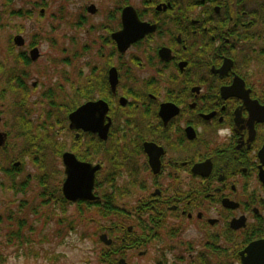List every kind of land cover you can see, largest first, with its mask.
I'll use <instances>...</instances> for the list:
<instances>
[{
  "label": "flooded vegetation",
  "instance_id": "af4514ba",
  "mask_svg": "<svg viewBox=\"0 0 264 264\" xmlns=\"http://www.w3.org/2000/svg\"><path fill=\"white\" fill-rule=\"evenodd\" d=\"M113 8L105 13L91 2L81 8L77 18L81 27L89 24L90 16L103 17L91 26L97 60L94 58L92 68L89 64L90 76L79 71L86 82L78 84L77 89L88 83L94 86L93 94L81 99L83 103L68 116L64 108L54 113L55 122L67 120L62 131L39 137L33 133L36 147L31 149L39 161L32 158V162L42 168L44 161L48 167L51 156L58 161L60 158L63 164L65 179L60 191L68 204L56 200L52 208L41 195L45 177V185L38 183L41 190L32 199L26 196L35 193L32 180L42 177L30 173L29 181L17 179L28 167L29 156L21 158L22 151L14 158L6 154L10 140L27 139L20 131V120L33 117L35 111L41 115L50 106L46 92L64 91V98L62 95L59 99L63 104L69 98L64 83L55 82L45 87L40 101H31L32 92L40 85L37 81L30 83L37 75L31 67L44 56L40 44L54 39L48 33H28L26 23L35 15H47L49 4L45 0H0V32L14 28L10 21H18L14 25L19 27L8 39L11 48L3 51L0 42V133L5 138L0 146V170H10L18 185L10 190L14 198L4 201L0 197V264L8 262V249L17 257L22 252L38 257L39 245L51 244L59 237L61 246L69 234L76 232V226L67 228L68 217H56L61 211L66 214L69 206L85 202H70L62 191L67 178L63 156L75 153L67 149L57 156L40 150L47 149L50 138L63 140L66 132L74 140L84 134L93 137L96 151L100 141L107 142L111 198L120 196L116 188L126 189L123 197L133 198L132 193L141 192L134 196L135 205L125 210L128 222L137 221L135 232L141 238L138 249L130 248L127 253L146 255L154 238L165 235L173 239L186 227H197L202 241L208 240L203 247L190 243L192 247L184 248L188 252L197 250L190 255V263L229 264V253L234 255L233 264H244L241 253L251 243L264 240V0H139L138 4L123 0ZM130 8L136 13L138 33L143 36L122 51L116 36L124 31V40H131V14L127 17L130 12H126ZM60 14L61 27L66 25L67 12L61 9ZM55 29L50 24V30ZM35 50L36 58L32 56ZM83 51L88 52L86 48ZM60 60L66 63L67 58ZM48 68L38 67L37 73L42 74L37 76L45 78ZM41 101V109L33 106ZM98 101L109 107L107 140L92 132L70 129V114L88 102ZM62 140L60 144L64 145ZM85 141L80 145L89 147V141ZM90 163L102 165L97 183L106 165ZM94 192L99 201L100 195L96 189ZM23 203L27 205L23 207ZM45 206L48 211L43 210ZM55 224L65 227L55 229ZM130 226L128 233L134 230ZM125 234L117 232L109 239L127 243ZM230 237L235 241L229 243ZM171 247L165 246L167 258L157 264L185 263L174 255L177 245ZM25 248L29 249L27 253ZM212 254L216 259L212 260Z\"/></svg>",
  "mask_w": 264,
  "mask_h": 264
},
{
  "label": "rangeland",
  "instance_id": "374dc122",
  "mask_svg": "<svg viewBox=\"0 0 264 264\" xmlns=\"http://www.w3.org/2000/svg\"><path fill=\"white\" fill-rule=\"evenodd\" d=\"M45 2L46 4H49V11H47L46 13L47 15H45L44 17H38L35 15V18L32 22L26 23V29L28 33H48L50 34L49 36L51 38L53 37L52 39H54L53 41L51 40L52 43L47 42L40 44V51L41 53H43L44 56L39 60V63H37V65L31 67L32 72L35 71L37 75L42 74L37 73L38 67H42L44 65H47L49 67L48 71H46L45 73V78L35 75L33 79H31L30 83L35 81L40 83L38 89L32 92L31 101L33 102L36 99L40 101L42 91L45 89V87L55 82H60L64 83L66 89L65 91L69 96L66 104L69 105L75 99L78 98L76 97V90L78 87H80L78 84H85V77L90 76L88 75L89 64H91L90 67L92 68L95 59L97 60V57L95 55L96 45L94 42V32L91 31V26L92 24L100 22L103 19V17H99V15L90 16L91 20L89 24H85L80 27L77 25V18L81 11V8L93 2L97 7L101 9V11L106 13L107 11L110 12L114 10L113 7L115 5H121V2H123V0H97L95 2L93 0H45ZM131 2L133 4H138L139 0H131ZM61 9L67 12V22L66 25L60 27L59 23L61 24V20L59 19V17L61 15ZM16 22L10 21V23L13 24L16 30L12 27H9L0 32V42L3 51H5L7 48H11L12 46L8 39L15 33L14 31H17V29H19V27L14 25ZM50 24L56 26V29L54 31L50 30ZM85 48L88 52L83 51V49ZM77 52L79 53V55H76ZM62 57L67 58V60H65L66 63L61 62L62 60L60 59ZM57 62L59 63L57 64ZM54 67H56V69ZM81 69L85 77L79 76V71ZM64 71H67V73L63 74L62 72ZM65 76L68 78L67 83H65ZM92 79H94V76L92 77ZM67 84L69 85L67 86ZM42 103L43 102L41 101V103L38 104L39 106H33H36L38 109H41ZM34 117L39 119L37 122H35L36 124L42 123L44 121L43 118L41 119L39 112L35 111L32 118ZM53 128L54 127L50 128L47 132L52 134ZM39 131L40 134L37 135V137L47 133L44 130ZM66 133L67 135L63 137V140L61 139V137L55 138L56 141L58 139V143H61L62 140L64 142V146L59 144L56 145L58 147L62 146L64 150H70V148L72 147L71 144L74 142V138L71 137L68 132ZM85 139V143H87L89 141V138ZM9 144L10 146L6 150V154H8L10 157L18 156L19 152L21 155L22 149L27 147V142L25 138L12 139L9 141ZM0 156H2L1 153ZM27 156H29L28 159L26 158V156L21 155V158H26V161L28 162V167H25L21 171L22 173L19 174V177H17V179L22 181L24 180L23 178H26L30 173L42 177L41 179L45 177L46 186H42V189L45 188L47 191L59 192V190L61 189L62 182L65 179L64 168L60 158L58 161L56 160V157L49 156L48 167L46 165V162L43 161V167L38 168L32 162V154L30 153V155ZM104 157V154L99 153L98 158L96 157V160L94 161L103 162L106 165V169L103 170L102 174L98 178L100 179V181H104L105 177L109 174L110 169L108 165V158L104 160ZM4 162L5 157H3V163ZM7 165L8 164L6 162L5 166L3 167H6ZM9 168H11V166H9ZM0 178H2L1 174ZM41 179L33 178L32 185L35 188V193H28L26 195L28 198L32 199L37 194L38 189L41 190L38 184L39 182H41ZM5 182H7V180ZM109 190V186H107L105 183L103 184L102 188H96L97 194L101 196L104 195L106 192H109ZM132 194L135 197H138L141 195V192H134ZM14 195L15 194L9 189H0V197H2L4 201H8L9 199L14 198ZM134 196L133 198L131 196H122L118 199V202L116 203L127 209L135 205ZM18 197L23 198V196L21 195H19ZM127 202H129L130 204ZM54 204L56 203H52V208H54ZM78 208L79 207L77 205L69 206L67 208L66 214H62L63 211H61L56 216L57 218L59 216L68 217V221L72 224L74 223V226L77 227L76 232H72L66 237V240L63 245L59 246V237L55 239V241H52L51 244L45 243L43 245H39L36 248L38 252V255L36 256L38 257L29 255L25 256L24 252L20 253L21 255L17 257L14 255V250L8 249L6 250V254L9 256V260L6 264H100V252L102 246L105 244L100 241V236L104 234V232L100 233L99 226L106 223L99 220V218L102 217L97 214L95 208L85 210V207H82V212H80ZM43 210L48 211V206H45ZM56 217H54V219ZM134 222L135 221L131 223L130 227L134 226ZM53 224L54 223H52V225ZM64 227L65 226H59L55 224L54 228L56 229ZM196 230H198L197 227L195 229H193V227H186L183 232L180 233V235L176 236V238L172 237L173 239H171L165 235H163V237L161 236L162 238H154L152 243L149 244V246L147 247L146 255L140 256L138 254L127 253L124 256H119L117 258V261L119 259H125L127 264H157L158 260L162 261L167 258L164 252L165 246L171 247L175 244L177 245V248H175L174 255L176 256V258L179 256L180 258H182L183 261H185V263L180 264H192L190 263V259L192 258L190 255L197 254V250L191 249L190 252H188L184 251V248H186V246L192 247V244H195L194 246L201 245V247H203L202 245H204L205 242L208 240V238H206V241H202L203 235ZM110 237L112 238V236L109 235V238ZM232 241H235V237H230L229 243ZM170 249L173 250L172 247ZM25 250L26 253L29 251V249L26 248ZM45 253L46 256H44ZM230 255L231 254L228 253V256ZM188 256H190V258ZM215 257L216 255L212 254V260L216 259ZM197 259L198 262L202 261V259L199 257ZM228 262L229 264H233L231 257H229Z\"/></svg>",
  "mask_w": 264,
  "mask_h": 264
},
{
  "label": "trees",
  "instance_id": "16d2710c",
  "mask_svg": "<svg viewBox=\"0 0 264 264\" xmlns=\"http://www.w3.org/2000/svg\"><path fill=\"white\" fill-rule=\"evenodd\" d=\"M83 89L80 91L77 89L76 91H79V95L80 98L75 99L72 103L68 104H63V101L60 102V98L62 97V95L64 94V91H55V90H51L45 93V98L48 100V104L50 105L48 108L45 107V111L40 115L41 119L43 118L44 121L42 123H38L36 124L35 122H37L39 119L37 120H33L31 118H24L20 120V131H24V133L27 135V139L26 142H28L27 147L22 149L23 152V156L25 155H30V153L32 154V158H34V162L39 161L37 160V155L36 152L32 151L31 146H35L36 144L34 143L35 139L33 136V133L37 136L40 134L39 130H44L45 132H47L50 128H53V133L57 132V131H62L63 128H65V123L67 124V120L66 118H63L64 120L62 121H58L55 122L53 120L54 118V113L56 111H60L61 108H64L66 115L68 116V114L73 111L74 109H76L80 104L83 103V101L81 99H83L84 97L90 96L91 94H93V87L91 84H86L82 86ZM82 92V93H81ZM58 100H55V99ZM64 98V95H63ZM28 120V121H27ZM51 121V122H50ZM51 126V127H50ZM49 133V132H48ZM92 136V135H91ZM84 138H89V142L87 143V145L89 147H83L80 144H82V141L84 140ZM50 143L46 145V148L48 149H43L40 148V150L42 152H47L49 151V153H51L52 155L55 154H59L57 156H60L61 153L64 151V148L62 146H57L56 144L61 145L60 143H58V139L57 141L54 138H50ZM93 137L87 136V135H82L79 139L74 140V142L71 144L72 147L70 148L71 151H73L77 157L81 160H86V161H95L96 157L98 158V154H104V160L106 158L109 157V150H108V146H107V142L104 141H100L99 143V147L98 150L96 151L93 148ZM14 158V157H11ZM107 162V161H106ZM103 163V162H102ZM5 168H2V170H0V174L1 177L0 178V186L4 187V188H8L9 190H11V188L17 189V183H16V177L12 174V172L10 170L8 171H4ZM106 169V168H105ZM9 176V180L4 176ZM4 176V178H3ZM7 182H5L6 180ZM41 179V178H40ZM25 180H30L27 176V178H25ZM11 184L13 185H10ZM6 183V184H5ZM106 184L108 186V178L107 176L105 177L104 181H100V179H97V183H96V188H102L103 184ZM41 185L44 184V182L41 179ZM10 186V187H9ZM95 188V189H96ZM22 191V190H21ZM42 197L45 195V200L47 202H49V204L51 205L52 203H55L53 201L56 200H60V201H65L61 191L59 190V192H54V191H47L45 188L44 190H42ZM116 191L118 192V195H120L118 197V199L122 196H125V192L126 189L125 188H116ZM112 195H109V192H106L104 195H100V199L99 201H96L94 203H86L83 202L81 204L78 205V209L80 210V212H82V207H85V210H90L92 208H95L97 211V214H99L102 218H99L100 221H103L106 224H102L99 226V231L100 233L104 232L107 235L110 236H114L117 232L119 233H126L125 236L127 239V243L126 242H117L114 241V243H112L111 245L107 246V245H103L101 252H100V264H119L117 261V258L119 256H124L127 254L128 249L132 248V250H136L138 249L139 245V241H141V238H139V234H137L135 231L137 230V221L135 219L132 220L135 221L134 222V230L132 233H128L127 231V226L129 224H131L132 222H128V219L126 218L125 214H126V209L123 206H120L118 203V199L117 197H115V200L113 198H111ZM63 198V199H62ZM61 202V203H62ZM66 202V201H65ZM68 204V202H66ZM27 204L23 203V207H25ZM137 207L140 208L142 207L141 203H137ZM153 222L156 221L152 220ZM72 226H74V224H72L71 222L68 221L67 223V228L70 229L72 228ZM111 228L113 230H115L116 232L111 231ZM130 228V227H129ZM154 235V234H153ZM153 235H150L151 237ZM128 242L130 243V247L127 246ZM129 247V248H127ZM233 254H231L229 257H231ZM234 256V255H233ZM232 258V257H231Z\"/></svg>",
  "mask_w": 264,
  "mask_h": 264
},
{
  "label": "water",
  "instance_id": "95a60500",
  "mask_svg": "<svg viewBox=\"0 0 264 264\" xmlns=\"http://www.w3.org/2000/svg\"><path fill=\"white\" fill-rule=\"evenodd\" d=\"M126 12H130L127 13V17L131 14L130 20L132 21L131 29L133 32L130 41L124 40V31L116 36L122 51L143 36V33H138L137 25L139 21L137 20L134 9H127ZM32 56L36 58L38 56V51H33ZM114 78L115 80L117 79L116 76ZM115 86L116 84L113 83V89ZM121 100L124 101V99ZM108 111L109 107L103 101L88 102L70 114V129L92 132L98 134L101 140H107L111 125L110 119L106 122L108 119ZM2 135L3 134L0 133V146L5 142V138L2 137ZM63 162L67 178L63 184L62 191L66 199L70 202H78L80 200L85 202L97 201L98 197L95 195L94 189L97 173L101 170L102 165L80 161L76 155L71 152L64 154ZM100 240L108 246L112 243V240L108 238L107 234H102ZM244 254H247V256H244ZM241 255L244 264H264V240L251 243ZM120 263L127 264L125 260H121Z\"/></svg>",
  "mask_w": 264,
  "mask_h": 264
}]
</instances>
